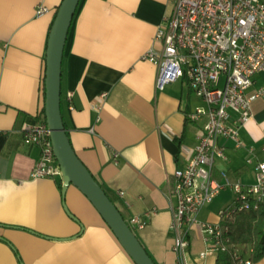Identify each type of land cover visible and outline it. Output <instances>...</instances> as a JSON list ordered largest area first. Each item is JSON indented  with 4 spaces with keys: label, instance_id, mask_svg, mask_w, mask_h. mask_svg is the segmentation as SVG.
I'll return each instance as SVG.
<instances>
[{
    "label": "crops",
    "instance_id": "obj_1",
    "mask_svg": "<svg viewBox=\"0 0 264 264\" xmlns=\"http://www.w3.org/2000/svg\"><path fill=\"white\" fill-rule=\"evenodd\" d=\"M61 1L0 0V264H135L75 186L62 193L61 176L30 177L39 148L23 142L22 130L43 119L45 47ZM38 5L49 12L37 16ZM172 7L173 0H79L60 60L61 115L71 147L155 264L177 262L167 193L201 130L186 117L200 103L187 83L155 89L156 66L142 58L158 47L156 29ZM263 80L258 76L247 93ZM239 135L244 146L225 141L226 159L215 160L213 174L223 170L251 184L254 163L264 159V94L251 102ZM227 192L197 219L218 222L231 203ZM134 216L142 227L130 222ZM188 237L187 262L215 264L213 255L196 257L206 248L197 225ZM252 264H264V257Z\"/></svg>",
    "mask_w": 264,
    "mask_h": 264
},
{
    "label": "built area",
    "instance_id": "obj_2",
    "mask_svg": "<svg viewBox=\"0 0 264 264\" xmlns=\"http://www.w3.org/2000/svg\"><path fill=\"white\" fill-rule=\"evenodd\" d=\"M48 12L44 5L35 9L37 16ZM153 41L158 47L149 48L142 58L156 66L155 89L183 80L200 102L186 117L199 123L201 130L191 154L174 170L167 193L176 264H194L186 259L193 225L206 244L196 257H216L229 246L221 221L264 203V159L254 163L251 184L232 180L223 170L217 177L213 174L215 160L226 159L225 141L244 146L239 129L251 118L253 99L264 94V80L247 93L258 76L264 77V0H173L172 11L157 27ZM48 129L43 118L22 130L23 142L39 148L30 172L34 179L61 176ZM248 151L252 153V148ZM222 190L230 192L231 203L219 211V221L198 220L197 213ZM130 222L144 225L136 216ZM232 256L234 264L253 263L237 246Z\"/></svg>",
    "mask_w": 264,
    "mask_h": 264
},
{
    "label": "water",
    "instance_id": "obj_3",
    "mask_svg": "<svg viewBox=\"0 0 264 264\" xmlns=\"http://www.w3.org/2000/svg\"><path fill=\"white\" fill-rule=\"evenodd\" d=\"M78 2L62 0L58 5L45 47L44 118L50 130L54 157L63 181L62 193H65L69 184L75 186L92 203L135 264H155L116 205L76 156L64 129L60 106V60Z\"/></svg>",
    "mask_w": 264,
    "mask_h": 264
},
{
    "label": "trees",
    "instance_id": "obj_4",
    "mask_svg": "<svg viewBox=\"0 0 264 264\" xmlns=\"http://www.w3.org/2000/svg\"><path fill=\"white\" fill-rule=\"evenodd\" d=\"M57 10L58 7L55 9L54 18ZM38 116L44 118V106L41 107ZM98 184L103 188L105 194H107L106 188L100 183ZM221 224L227 228L225 237L227 238L226 244L229 246L216 255L215 264H234L232 250L236 246L242 250L243 254H247L252 262H256L261 257H264V239L262 238L264 230V203H258L256 207L241 211L228 219H224L221 221Z\"/></svg>",
    "mask_w": 264,
    "mask_h": 264
},
{
    "label": "rangeland",
    "instance_id": "obj_5",
    "mask_svg": "<svg viewBox=\"0 0 264 264\" xmlns=\"http://www.w3.org/2000/svg\"><path fill=\"white\" fill-rule=\"evenodd\" d=\"M222 82H223V81H221V82L219 83V86H220V87H221V86H222V84H223ZM193 95H194V94H193ZM227 193H228V192H227ZM229 196H230V193H228V198L230 199V197H229ZM215 197H217V196H215ZM215 197H214V198H215Z\"/></svg>",
    "mask_w": 264,
    "mask_h": 264
}]
</instances>
